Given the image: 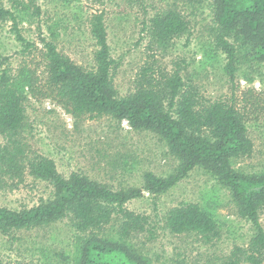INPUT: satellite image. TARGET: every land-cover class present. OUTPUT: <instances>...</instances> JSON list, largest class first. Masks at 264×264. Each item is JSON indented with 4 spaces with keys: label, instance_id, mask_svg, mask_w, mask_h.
Masks as SVG:
<instances>
[{
    "label": "rangeland",
    "instance_id": "374dc122",
    "mask_svg": "<svg viewBox=\"0 0 264 264\" xmlns=\"http://www.w3.org/2000/svg\"><path fill=\"white\" fill-rule=\"evenodd\" d=\"M19 1L25 9L22 6L14 9L12 0H0V8L12 10L17 17L16 29L9 19L0 21V77L3 72L15 74L30 59L16 33L38 49L43 47L42 39L52 40L77 65L93 69L96 46L89 22L92 15L102 13L111 57L117 63L113 81L120 96L133 90L135 78L145 63L168 71L179 68L185 83L191 84L205 101L230 100L234 95L241 106L243 93L253 91L254 108H248L247 122L252 154L235 161L233 167L246 174L264 172V57L253 59L249 51L230 73L226 55L212 44L211 0ZM168 11L184 16L188 32L170 40L164 48H151L145 27L151 18ZM23 107L25 119L18 139L27 160L44 156L53 160L58 172L66 178L75 173L116 192L140 191L125 207L149 217L155 239L148 240L146 234L136 233L128 244L133 254L146 264H221L233 247L248 244L249 224L235 215L229 193L208 172L195 169L166 193L151 194L145 189L143 174L168 178L178 164L153 133L135 130L126 121L112 116H73L56 101L28 93ZM51 193L48 183L26 174L18 179L0 175V207L32 208L50 198ZM183 202L209 209L221 224L220 238L208 243L196 234H174L163 228L164 213ZM260 222L264 228V210ZM87 237L88 233L75 231L68 219L8 236L0 234V259L77 264V244Z\"/></svg>",
    "mask_w": 264,
    "mask_h": 264
},
{
    "label": "trees",
    "instance_id": "16d2710c",
    "mask_svg": "<svg viewBox=\"0 0 264 264\" xmlns=\"http://www.w3.org/2000/svg\"><path fill=\"white\" fill-rule=\"evenodd\" d=\"M13 8L22 6L12 0ZM214 22L210 36L214 48L226 55V67L233 73L235 63L249 55L264 57V0H211ZM12 9V8H11ZM9 19L13 29L17 17L0 8V21ZM90 35L96 50L94 68L87 70L57 49L52 40L42 39L36 48L18 33L28 63L15 74L0 77V175L10 179L26 174L52 187L50 198L32 208L12 210L0 207V234L44 227L68 219L71 227L88 237L77 244V264H146L131 250L129 239L144 233L155 239V228L145 214L125 207L140 191H113L79 174L62 176L53 160L44 156L24 157L18 135L24 125L23 101L26 93L49 98L73 116H112L126 121L135 130L153 133L167 147L178 164L173 175L159 178L145 173L142 181L151 194L172 189L191 171L208 172L215 183L229 193L235 215L249 224L246 247L235 246L221 264H264V172L246 174L233 163L252 154L247 134L249 107L254 108V92L243 93L242 105L234 95L230 100L205 101L186 84L179 68L168 71L145 63L137 74L133 90L120 96L114 86L116 61L111 57L103 14L90 18ZM149 47L164 48L172 39L188 32V22L177 11L157 14L145 27ZM260 59V58H259ZM163 228L174 234H196L205 242L219 239L221 224L209 209L198 203L183 202L169 208L162 218ZM110 226L108 230L107 227ZM102 234V238L99 235ZM0 264H37L3 262Z\"/></svg>",
    "mask_w": 264,
    "mask_h": 264
}]
</instances>
